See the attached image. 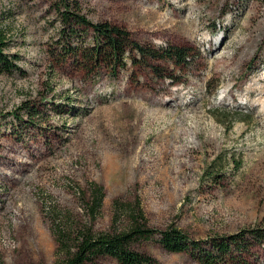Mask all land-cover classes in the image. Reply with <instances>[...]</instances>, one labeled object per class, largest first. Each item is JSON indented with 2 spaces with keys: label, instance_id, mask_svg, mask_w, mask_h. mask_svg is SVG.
Wrapping results in <instances>:
<instances>
[{
  "label": "rangeland",
  "instance_id": "obj_1",
  "mask_svg": "<svg viewBox=\"0 0 264 264\" xmlns=\"http://www.w3.org/2000/svg\"><path fill=\"white\" fill-rule=\"evenodd\" d=\"M52 4L0 0L5 52L19 55L0 73L3 263L54 264L57 230H119V206L139 199L155 228L172 223L200 241L244 232L242 258L264 264V237L244 231L264 234V116L244 90L264 73V0H78L89 20L138 42L189 48V65L157 63L173 79L130 64L110 76L52 62ZM92 181L104 191L95 217L85 205ZM137 247L160 264H202L157 239Z\"/></svg>",
  "mask_w": 264,
  "mask_h": 264
},
{
  "label": "trees",
  "instance_id": "obj_2",
  "mask_svg": "<svg viewBox=\"0 0 264 264\" xmlns=\"http://www.w3.org/2000/svg\"><path fill=\"white\" fill-rule=\"evenodd\" d=\"M51 1L58 26L45 52L56 64L73 61L87 75L104 70L110 76H116L118 70L130 64L149 68L154 74L161 75L157 69L160 61H170L181 68L192 60L191 50L184 45L143 44L121 26L108 21L92 22L81 13L78 0ZM8 41V37L0 30V73L18 68L16 61L19 55L5 52ZM161 76L173 79L170 74ZM26 110L34 115L31 107ZM88 189L85 205L91 216L95 217L103 203V186L92 181ZM119 207L125 221L119 230L95 232L90 226L84 225L72 227L70 231L57 230L54 264H98L103 257L112 258L116 264H160L151 254L137 247L141 242L152 239H157L165 250L188 253L202 264H228V261L229 264H249L242 258L251 251L244 232L200 241L191 238L172 223L162 229L150 226L139 199ZM244 231H248L249 238L257 243L264 237L258 229ZM0 264H4L1 255Z\"/></svg>",
  "mask_w": 264,
  "mask_h": 264
},
{
  "label": "bare ground",
  "instance_id": "obj_3",
  "mask_svg": "<svg viewBox=\"0 0 264 264\" xmlns=\"http://www.w3.org/2000/svg\"><path fill=\"white\" fill-rule=\"evenodd\" d=\"M179 15V14H178ZM180 16V15H179ZM256 81L250 83V85H248L247 87H245V92L247 94L253 93L254 97H257L256 99H253V102H251V104L254 106V108L256 109L257 113H259V115L264 116V84H261L260 82H262L261 80H264V73L260 74L258 76V78H255ZM178 90V89H176ZM261 96H263L262 100L260 102L257 103V106L254 104V102L259 99ZM155 100H153L154 102ZM256 106V107H255ZM262 126L264 127V120L262 119L261 121ZM264 132V130H263Z\"/></svg>",
  "mask_w": 264,
  "mask_h": 264
}]
</instances>
